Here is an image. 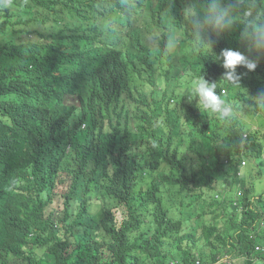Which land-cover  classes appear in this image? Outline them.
Masks as SVG:
<instances>
[{
  "label": "trees",
  "instance_id": "1",
  "mask_svg": "<svg viewBox=\"0 0 264 264\" xmlns=\"http://www.w3.org/2000/svg\"><path fill=\"white\" fill-rule=\"evenodd\" d=\"M58 4L52 27L23 0L0 9V264H264V201L237 174L262 158V132L243 141L235 113L264 109V49L249 38L264 47V0ZM103 29L107 58L87 64L100 47L82 33ZM30 33L37 48L13 64ZM225 49L255 68L236 67L238 107L222 97L221 117L188 90L203 76L220 96Z\"/></svg>",
  "mask_w": 264,
  "mask_h": 264
},
{
  "label": "clouds",
  "instance_id": "2",
  "mask_svg": "<svg viewBox=\"0 0 264 264\" xmlns=\"http://www.w3.org/2000/svg\"><path fill=\"white\" fill-rule=\"evenodd\" d=\"M60 1H65V0H23V4L26 6H31L34 8V10L37 11V15L39 16L40 20L47 22V25H50L51 27L54 26L53 25V14L55 12H57L59 10V4L58 2ZM117 2V0H115ZM13 0H1L0 3V9H9L11 7ZM174 7H177L176 5ZM79 8V7H78ZM94 11L95 8L93 7ZM78 9L73 8V9H68L66 10L62 15H61V19L60 21L57 23V25L55 26H60V25H64L69 23L71 20H73V18L75 17V15L78 13ZM125 16L127 17V15L125 14ZM219 21V15L214 16V17H209L208 18V23L209 24H214L216 22ZM200 21H197V25H199ZM172 27V26H171ZM170 27V28H171ZM159 31H167L165 28L160 27ZM82 35L84 37L89 38L91 41L95 42L97 46L100 47L99 50V55L96 58L90 59L88 61H90V63L87 64H92L93 63H102L107 57L106 56V52H107V48L110 45V40L105 32V29L103 30H95V31H86L85 33H82ZM157 35L161 38L162 34L161 33H157ZM24 36V40L20 42V48L23 49L25 51L24 54H18V52L15 51L14 56L12 58V63L13 64H22L25 61V54L28 53L27 48H31L33 50H35L37 48V43L36 41L38 40V37L36 34H25ZM249 38L251 41H253V43L256 46V49L261 51V49H264L263 45L261 44L260 40H258L257 38H255L252 34H249ZM173 41L176 42V47L175 49L171 48V44L173 43ZM17 42H19V40H17ZM178 47V43L175 39L172 40V42H170V49L171 51H175ZM45 54H41V57L44 56ZM221 57L223 58V67L225 69H227L228 71L225 72V77H222L218 80V86L220 87V96L216 93L215 89H216V84L215 83H211L208 80H206L203 76L194 79L191 82V87L188 90V100L189 102H191L193 99H196V103L197 106L199 108H203L205 110L210 111L211 113H215V114H219L221 117H228L230 115V107L231 108H235V106L237 105L236 102L234 100H232L231 96L236 94V92L238 91V89L240 88V85L237 84L234 80L236 77V67L238 65H244L246 66L249 70H252L255 68V64L252 62L247 61L240 53L230 50V49H225L221 52ZM69 69L70 70H74L75 72H82L84 70V64H80L78 65V61L69 64ZM65 73V67L64 65H61L58 70H56L54 72V74L58 75V76H62ZM77 79H74L71 81V83L69 84V87L72 89H77ZM82 82L78 83V85L81 87L82 86ZM78 90V89H77ZM76 96V95H74ZM228 96L230 98L229 101V106L225 104L224 100L222 99V97H226ZM242 102V101H241ZM76 102L73 101H68L64 99V105L67 107H73L75 105ZM263 105H259V107H257V111H255V113L253 114H247L244 115L238 111H235L236 115L243 117L245 122H251L250 126H247L245 124V126H247V131L243 132V141H248V137H249V133L251 131H254L256 129H261L260 127L263 124V120H262V114H264V109H262ZM238 107V105H237ZM256 118H260L262 121H259L258 123L256 122V124L258 125V127H252L251 126L254 124V122L256 121ZM249 120V121H247ZM84 127V125H83ZM262 132V131H261ZM261 135H264L263 133H261ZM249 160V158H243L240 162V166L238 168L237 174L239 177H245V179L248 181L247 179V172L245 171L247 164V161ZM261 160V159H260ZM248 183H251L250 181H248ZM250 186L252 187V184H250ZM225 193V196H227V194L229 195V191L228 189H226V186H224L223 188H219L218 191L215 194L216 198H221L222 195ZM241 196V192L240 189L237 188L235 195H234V199L233 200H228L227 204L228 205H236L237 204V199ZM264 197V195H263ZM259 247H257L258 249ZM226 261V260H224ZM196 264H201V262L199 260L196 261Z\"/></svg>",
  "mask_w": 264,
  "mask_h": 264
},
{
  "label": "rangeland",
  "instance_id": "3",
  "mask_svg": "<svg viewBox=\"0 0 264 264\" xmlns=\"http://www.w3.org/2000/svg\"><path fill=\"white\" fill-rule=\"evenodd\" d=\"M175 47H176V42L173 41V43L171 44V48L175 49ZM255 120L256 121L251 126V128L256 126L258 127L256 122L258 123L259 121L263 120V124L260 128L262 133L264 134V114H262V120L260 118H256ZM245 124L247 126H250L251 122L250 121L248 123L245 122ZM260 137H261V142L263 144L262 158L261 160H258L256 158H249L248 161L246 159L248 165L246 166L245 171L247 172L248 181L251 182L249 184H252L251 187L252 193L258 198H261L262 201H264V197L262 196L264 195V135H261Z\"/></svg>",
  "mask_w": 264,
  "mask_h": 264
}]
</instances>
